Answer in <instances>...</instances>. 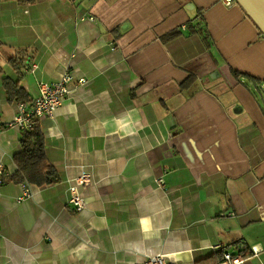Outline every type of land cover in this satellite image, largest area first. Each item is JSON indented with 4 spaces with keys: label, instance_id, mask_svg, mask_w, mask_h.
I'll return each mask as SVG.
<instances>
[{
    "label": "crops",
    "instance_id": "obj_1",
    "mask_svg": "<svg viewBox=\"0 0 264 264\" xmlns=\"http://www.w3.org/2000/svg\"><path fill=\"white\" fill-rule=\"evenodd\" d=\"M0 42L6 122L5 77L33 99L39 81L75 76L39 120L58 182L18 200L24 132L0 130V264H219L244 248L243 264H264V33L237 1L0 0Z\"/></svg>",
    "mask_w": 264,
    "mask_h": 264
},
{
    "label": "built area",
    "instance_id": "obj_2",
    "mask_svg": "<svg viewBox=\"0 0 264 264\" xmlns=\"http://www.w3.org/2000/svg\"><path fill=\"white\" fill-rule=\"evenodd\" d=\"M222 2L231 6L236 0H222ZM93 20V17H90ZM114 49V48H113ZM37 65L32 66V71H35ZM75 80V76L70 71H64L60 78L54 82L39 81L38 94L31 102L20 101L17 102V113L13 120L8 122L0 117V130L9 128H19L25 133L31 131L34 127L35 121L44 118H54L56 111L62 106L70 97L74 88L71 84ZM78 85H84L88 82L85 77H80L77 80ZM7 169L2 160H0V198L3 193V186L7 176ZM159 187L165 183L164 177L160 176L156 179ZM92 182V177L88 171H82L79 176L74 179V184L70 186V198L68 203L73 205L76 210L81 211L86 208V200L83 195V190ZM31 195V187L28 182H25V192L18 197V200H24ZM2 224L0 220V235ZM254 254H258L259 250L255 247L252 249ZM245 257L241 253H233L232 251H225L223 260L219 264H243ZM139 264H171L165 254H153L147 256L143 262Z\"/></svg>",
    "mask_w": 264,
    "mask_h": 264
},
{
    "label": "trees",
    "instance_id": "obj_3",
    "mask_svg": "<svg viewBox=\"0 0 264 264\" xmlns=\"http://www.w3.org/2000/svg\"><path fill=\"white\" fill-rule=\"evenodd\" d=\"M20 1L30 2L31 0ZM10 61L17 73H20V62L15 58L10 59ZM0 72H3L1 66ZM236 75H238L237 72ZM19 80L10 76L4 78V86L7 91L8 100L10 102L31 101L32 99L29 97V93L20 84ZM21 146V151L14 156L18 172L12 179L16 182L26 181L37 186L50 185L60 180L59 173L47 157L45 135L41 123L38 120L35 121L33 129L24 134L21 140ZM242 252L246 255L248 253L247 248L241 249L239 253Z\"/></svg>",
    "mask_w": 264,
    "mask_h": 264
},
{
    "label": "water",
    "instance_id": "obj_4",
    "mask_svg": "<svg viewBox=\"0 0 264 264\" xmlns=\"http://www.w3.org/2000/svg\"><path fill=\"white\" fill-rule=\"evenodd\" d=\"M264 33V0H236Z\"/></svg>",
    "mask_w": 264,
    "mask_h": 264
}]
</instances>
